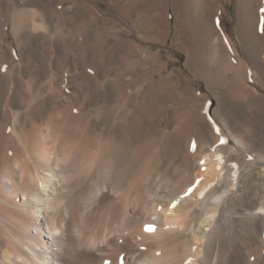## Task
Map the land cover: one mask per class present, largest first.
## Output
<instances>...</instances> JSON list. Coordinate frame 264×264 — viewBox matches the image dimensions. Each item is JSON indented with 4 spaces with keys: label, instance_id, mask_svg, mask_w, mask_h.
<instances>
[{
    "label": "bare ground",
    "instance_id": "obj_1",
    "mask_svg": "<svg viewBox=\"0 0 264 264\" xmlns=\"http://www.w3.org/2000/svg\"><path fill=\"white\" fill-rule=\"evenodd\" d=\"M248 1L238 0L241 41L248 44L252 30L260 41L252 56L264 67V0ZM232 2L110 0L116 27L130 19L152 41L146 47L127 41L124 27H90L85 36L86 19L53 14L50 0H0V264H264V248L244 245V218L258 230L264 207L244 211L241 188L244 170L264 172V133L237 121L244 111L264 124V94L250 86H264V70L243 59L227 28ZM174 29L187 66L201 69L209 86L222 83L231 106L219 98L213 112L195 116L192 106L186 114L179 108L182 101L162 118L175 76L153 43L165 44ZM111 39V54L130 69L113 76L64 69L71 54L82 64ZM142 57L164 68L143 69ZM106 87L104 104L91 114L93 92L100 104ZM198 122L210 127L214 146L199 141ZM182 143L183 166L176 164ZM232 196L241 203L227 210Z\"/></svg>",
    "mask_w": 264,
    "mask_h": 264
},
{
    "label": "rangeland",
    "instance_id": "obj_2",
    "mask_svg": "<svg viewBox=\"0 0 264 264\" xmlns=\"http://www.w3.org/2000/svg\"><path fill=\"white\" fill-rule=\"evenodd\" d=\"M19 1L22 2V0H19ZM61 1L62 0H58V1L57 0H50V4H49L50 5V7H49L50 10L49 11H51L53 14H56V13H59V12H62V11H66L67 10L71 15H73V17H77V15H78V16H80L82 18V21L84 19H86V20L83 21L85 23V25L87 24L86 26H88L87 27V30L88 31L86 30L84 32L85 36H87L88 34H92V32L89 31L90 30V27L97 28V27L101 26V27L108 28L110 30H114L115 32L122 31L121 28L124 27L123 29L125 30L126 34H128V36H129L127 38V41L133 42L134 40H136L138 43H140L141 45L146 46V47H149L150 45H152V41H149L150 39L147 38V37H143L145 35L143 33H140V32H142V30L139 29V31H138V27H136L135 25H133V23H132V21L130 19H126V22H122V23H125V24L122 25L123 27H121L119 29L116 27V24L118 22H120L121 20L119 19V17H116L117 15H115V12H113V11H115V9L113 7L111 8L112 5H110V0H63L62 2ZM63 2H65V3H63ZM61 3H63V4H61ZM248 3L251 4L253 7L259 6L258 3H257V0H249ZM80 4H82V5H80ZM52 5L55 6V8H53ZM23 6L25 7V4L24 3L22 4V7ZM57 6H59V7H57ZM80 6H82V7H80ZM83 6H85V7H83ZM107 7L110 10H108ZM57 8H60V9H57ZM77 8H79V9H77ZM111 10H112V12H111ZM76 11H77V13H76ZM95 18H96V20H95ZM87 20H89L91 23L89 21H87ZM240 20H241V16H240V7H239L238 0H233L232 5H231V8H230V19H229V22L227 24V28H228L229 32L231 33V35L233 36V38L238 43L239 50H240V53H241V56L243 57V59H245L248 62H255L256 63V67H260L258 69H263L264 70V67L260 63L261 57L260 56H255V57L252 56V47H253V44L252 43L256 44L257 41H259V40H257V38L255 37L254 33L251 30L250 31V34L248 36L251 41L248 44H245V45L243 44V42L241 41V39H242V36H244V31H243V29L241 30V26H240L241 22H240ZM174 31H175V29L173 30L172 35L170 36V38L168 39V41H166L165 44L162 45L161 43H155V44L153 43V48H154L155 52H158V51L160 52L161 56L164 59V62L167 63V64H169L168 65L169 66V71L170 72H173V74L175 76V79H174L175 89H170L171 90L170 91L171 93L168 91V93L166 94L167 96L164 95L162 97V104L166 105V107H167L166 108L167 110H165V112H163L164 114L162 115V118H168L169 119L171 116H173L172 110L170 108L175 107L176 104H177L176 106H179L182 101H183L182 102L183 105L181 104V106L179 108L182 109L183 111L186 109L184 111L185 114L188 111H190L192 108H194V110H195L194 111L195 112V116H198V115L202 114L204 111H206L208 113L213 112L216 108H218V105H219L221 99H222L221 102L230 103L229 101H227L228 100L227 99V92H226V90L224 88V85L222 83L218 84V82L217 83L215 82L213 84H210V86H209V83L206 82L207 80H205L206 78L204 79V76H203V74L201 72V69H198V70L195 69L194 70V67H188L187 66V63H186L187 62V59H186L187 56H186V54L183 53V51L177 45H175L174 42L172 41V40H174V38H173L174 35H175L174 34ZM4 33L7 34L6 35L7 36L6 37V44L4 45V49L7 50L9 48V44L12 43V37L9 34V29H7V31L4 32ZM86 33H87V35H86ZM145 38L146 39H149V40L147 41ZM113 40L114 39L108 40V42L103 47V49L101 50L100 53L99 52H94L93 50L90 51L89 52V55L90 56L88 55V56H85V58H84L87 61L85 60L82 64L81 63H78L80 61V59H79L78 56L71 54L70 59L68 60L67 68H64V69H75V70L77 68L78 69H86V71L88 73H89V71H88L89 69H102L104 71V72L102 71V74L104 75V73H105V75H108V76H113L114 73H116L118 69H130V67H128L124 62H122L123 60L120 59L121 57H119L118 55H115L114 56V55L111 54L112 53V50H113V47H114V44L116 42L115 40L114 41ZM71 41H73V40H71ZM39 42H40V44L41 43L43 44V40H41V41L39 40ZM6 45H8V46H6ZM41 49H42L43 52H47L45 47H41ZM203 51H206V53L205 52L204 53L206 55H208V52H207L206 48H204ZM43 52L40 51L39 54H38V57H37V62H39L40 64H44L43 60L46 59V56H45V54ZM42 53L44 54V56H43ZM263 53L264 52H262L261 54H263ZM16 54H15L14 61L17 64V63L21 62V59H20L21 54H20L19 51H16ZM59 56H61V54ZM39 58H40V60H39ZM142 58L144 59V60L141 59V62L144 61L143 62V64H144L143 65V69H158V68H160L159 66H157L156 63L152 64L153 62H151L149 59H146L145 57H142ZM41 59H42V61H41ZM74 60H75V62H74ZM145 61H147V64H145L146 63ZM148 62H150V63H148ZM100 66H101V68H99ZM24 68L25 69H29V68L30 69H36L34 67H32V68L31 67H24ZM163 68L161 67L160 69H163ZM55 69H58V67L56 66ZM216 70L217 69H214V72ZM196 71H198V72L196 73ZM26 73H27L26 76H28V75L31 74V71L29 70ZM200 74H202V75H200ZM230 76H231V74H230ZM159 77L156 76V79L158 78V80H159ZM252 83H253V85H252ZM250 86L254 87L258 92L264 94V86L263 87H262V85L260 86V84L259 83H256V81H253V80L250 81ZM260 90H262V91H260ZM193 92H194V94H193ZM106 93H107V87L103 90L102 102L99 104V103H95L97 101L98 95H97V93H95V91L93 92V95H94V101L93 102L94 103L91 104V108H90V113L91 114L95 113L98 110V108L101 107L104 104V102H105V97L104 96H105ZM177 93L178 94L183 93V94L177 95ZM189 95H191V99H190ZM219 95L220 96L222 95V96L220 97ZM65 97L66 98H70L69 92H66L65 93ZM192 97H194V98H192ZM224 97H226V98H224ZM219 98H221V99L218 101ZM163 99H165V100H163ZM199 100H201V101H199ZM206 101H208V102H206ZM203 102L205 104H203ZM198 103H199V105H198ZM186 105H188L187 108H186ZM226 105H227V107H229L232 104L230 103V104H226ZM189 106H192V108L189 107ZM197 107L200 108L199 110H197L198 112L196 111V109H198ZM196 114H198V115H196ZM241 114H242L241 118L239 119V117H237V121L242 120V119L243 120L245 119L244 121H246V122L248 121L247 122L248 124L249 123L250 124H255L256 123L255 125H257V127L260 125L258 128H260V130L262 129L261 132L264 133V124L260 120H258L259 121L258 122L257 119L252 118L253 115L251 113L249 114L250 117H251V120H250V117H249L248 114H247V117H246V114H244V111H242ZM252 119H254V120H252ZM217 121L219 123H221V121L219 119H217ZM244 121L242 122V124H244ZM252 121H253V123H252ZM238 125L240 126V124H238ZM239 126L237 127V130L240 131V130H242V127L241 126L239 127ZM243 127H244V125H243ZM209 128H208V126H205L202 123L198 122L194 126L193 131H194L195 134H197V137H199L200 135L202 136V137L200 136L202 139L199 137L200 138L199 141L200 140L202 141V140L205 139V143H207L209 146H214V144H216V143H213L214 140L210 138ZM203 137H204V139H203ZM258 149H259V151H262L264 153L263 147H258ZM185 151H186L185 144L182 143V147H181L180 153H179V155H181V157L178 156V158H180V160L179 159H176L177 160V162H176L177 165L180 164L181 166H183V160L182 159H183V155H184ZM242 157H245L244 153H242L240 156H237V157H230L227 160L228 161L230 160L229 161V165H231V164L234 165L236 163H240ZM254 162L256 164L259 163L258 162V159L255 160ZM248 184H249V186H248ZM241 188L245 190L244 202L242 203V205L244 207L243 208L244 211H246V209L248 210V207H249V209H252V207H253V209L254 208L260 209V208L264 207V204H262V202L264 203V200H262V199H264V197H263L264 196V172H262V168L261 167H255L253 169V171H252V174L250 176H248V174L244 170L243 177L241 179ZM258 190H260V191H258ZM260 192H261L262 196L260 195ZM254 197H255V199H254ZM229 201L230 202H228L225 205V208L227 210H231L233 208H238L239 205H240V203H241V200L239 199L238 196H232L229 199ZM248 218L249 217H245L244 218V223L246 224L245 226L247 227V232L246 233L244 232V238L246 237L245 240H244V245H246L247 247L255 248V249L256 248L257 249L264 248V246H263L264 245V241L262 243V240H264V221L261 222V225H260L259 229L257 230V229H254V226H253V223H252L253 220L250 219V218L248 219ZM252 228H253L254 231H252ZM248 229L250 230V233H248V231H249ZM247 240H250V241H247ZM247 242H249L248 243L249 245L247 244ZM255 249H253V250H255ZM263 256H264V254H263Z\"/></svg>",
    "mask_w": 264,
    "mask_h": 264
},
{
    "label": "snow or ice",
    "instance_id": "obj_3",
    "mask_svg": "<svg viewBox=\"0 0 264 264\" xmlns=\"http://www.w3.org/2000/svg\"><path fill=\"white\" fill-rule=\"evenodd\" d=\"M147 230L150 231V232H152V231H154V228L149 227Z\"/></svg>",
    "mask_w": 264,
    "mask_h": 264
}]
</instances>
